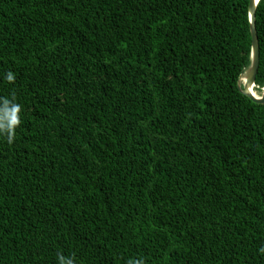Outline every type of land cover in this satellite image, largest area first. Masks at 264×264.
Here are the masks:
<instances>
[{"label":"trees","instance_id":"obj_1","mask_svg":"<svg viewBox=\"0 0 264 264\" xmlns=\"http://www.w3.org/2000/svg\"><path fill=\"white\" fill-rule=\"evenodd\" d=\"M248 4L0 0V264H264Z\"/></svg>","mask_w":264,"mask_h":264},{"label":"water","instance_id":"obj_2","mask_svg":"<svg viewBox=\"0 0 264 264\" xmlns=\"http://www.w3.org/2000/svg\"><path fill=\"white\" fill-rule=\"evenodd\" d=\"M259 1L260 0H249L248 4L250 13V32L252 39L251 62L246 70L240 75L238 87L243 94L247 95L252 100L259 103H264V87L262 88L261 95H257L255 92V87H257L256 76L260 64V45L255 21V12ZM241 81L243 82V85Z\"/></svg>","mask_w":264,"mask_h":264},{"label":"clouds","instance_id":"obj_3","mask_svg":"<svg viewBox=\"0 0 264 264\" xmlns=\"http://www.w3.org/2000/svg\"><path fill=\"white\" fill-rule=\"evenodd\" d=\"M6 79L9 82L14 81L13 74L9 72ZM20 113V104L13 103L8 99L3 100L2 106H0V136L5 137L9 144L14 141L16 128L20 124L21 120ZM260 251L264 252V248H261ZM57 260L58 264H74L72 258L66 257L63 254H59ZM137 264H142V261H137Z\"/></svg>","mask_w":264,"mask_h":264},{"label":"rangeland","instance_id":"obj_4","mask_svg":"<svg viewBox=\"0 0 264 264\" xmlns=\"http://www.w3.org/2000/svg\"><path fill=\"white\" fill-rule=\"evenodd\" d=\"M256 93L258 94V95H261L260 93H258L257 91H256Z\"/></svg>","mask_w":264,"mask_h":264},{"label":"bare ground","instance_id":"obj_5","mask_svg":"<svg viewBox=\"0 0 264 264\" xmlns=\"http://www.w3.org/2000/svg\"><path fill=\"white\" fill-rule=\"evenodd\" d=\"M242 81H243V79H242ZM242 81H241V82H242ZM242 85H243V82H242Z\"/></svg>","mask_w":264,"mask_h":264}]
</instances>
